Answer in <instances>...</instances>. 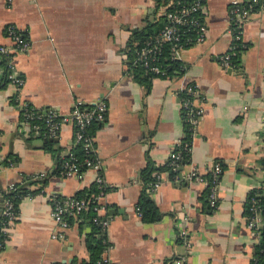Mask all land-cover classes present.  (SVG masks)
<instances>
[{
	"label": "crops",
	"instance_id": "crops-1",
	"mask_svg": "<svg viewBox=\"0 0 264 264\" xmlns=\"http://www.w3.org/2000/svg\"><path fill=\"white\" fill-rule=\"evenodd\" d=\"M167 1L0 0V44H12L8 24L24 31L31 44L14 58L22 85L7 77V58L0 55V233L5 190L14 183L28 191L0 249L1 264L90 260L89 219H76L63 238L53 239L51 197L91 189L97 173L88 170L81 179L58 175L60 161L77 146L73 127H64L48 149L49 138L30 131L23 111L29 104L67 112L75 103L99 99L108 111L105 123L94 127L93 154L109 188L104 203L111 216L106 235L112 264H174L178 258L184 264L252 263L260 235L249 228L245 205L253 189L264 188V0L245 23L247 48L235 69L219 60L232 41L233 0H207V39L182 49L186 72L155 75L147 86L130 65L132 30L155 21ZM188 82L201 89L204 113L190 159L180 167L182 178L172 181L167 164L176 142L186 138L181 92ZM149 162L158 168L154 175L164 172L152 193L163 217L153 223L143 222L137 211L141 172ZM217 162L223 172L218 207L212 208L206 184L186 175L199 168L205 177ZM42 172L47 177L35 179Z\"/></svg>",
	"mask_w": 264,
	"mask_h": 264
},
{
	"label": "built area",
	"instance_id": "built-area-1",
	"mask_svg": "<svg viewBox=\"0 0 264 264\" xmlns=\"http://www.w3.org/2000/svg\"><path fill=\"white\" fill-rule=\"evenodd\" d=\"M207 0H193L185 2L183 0H168L163 9L157 14V17L166 16L168 23L160 29L155 35L146 39L139 48H136V64L143 65L147 70L156 74H163V64L160 63L163 56V43L171 42L173 57H180L184 49L183 34L186 30H194L195 37H188L187 42L193 41L194 45L203 43L207 39L208 25L204 17V9ZM176 5L169 9L170 5ZM179 4V6H178ZM259 6V0H233L229 7V26L228 33L232 37L229 49L219 55V60L225 68L235 69L236 64L232 62V55L239 51L241 45H244L243 33L245 23L251 13L256 11ZM8 37L12 44H0V55L7 58V77L18 85L24 84V78L18 72L14 58L19 52H26L30 48V41L27 35L14 24H8L6 27ZM201 95V89L196 82H188L183 86L181 92V101L185 121L186 138L176 142L171 153L167 167L174 175L172 181H178L180 167L185 162L187 156L190 157L193 147V140L197 137L200 121L202 119L204 108L198 101ZM108 104L105 99L96 100L93 104L85 105L75 103L70 111L60 112L53 107L40 108L34 105L25 104L23 111V123L29 127L30 131L36 136H45L47 138H57L66 126H72L74 130V139L77 144L82 145L85 157L80 160L79 157L70 151L66 153L59 164L58 175L61 177L76 176L82 178L88 170L96 171L95 184L99 191L93 193L89 198H79L76 195L71 197L52 196L51 215L56 225V230L52 234L53 239L63 238L73 227L70 218L80 219L90 211H95L97 215L94 221L101 227V232L107 234L111 216L108 214V206L104 203L107 195L105 188L107 184L101 172L100 163L94 157V134L91 128L94 124L103 125L106 121ZM42 121V124L36 121ZM188 136V138H187ZM223 167L220 163H215L210 171L209 177L200 175L199 168H193L186 175L189 180L199 178L207 188L209 187L208 199L212 208H217L219 203V184ZM163 173H156L155 181L150 185V192L155 193L164 182ZM182 174V173H181ZM183 175V174H182ZM47 177L45 172L39 173L35 179L41 180ZM14 183L10 184L5 193L8 195L16 190ZM3 210L1 213L2 228L0 233V249L9 235L8 231L18 219L17 206L10 196L4 197ZM141 215L139 207H137ZM254 215L249 218V228L258 232L261 224V217L258 210L253 209ZM107 236V235H106ZM113 245L110 243L102 253L97 264H112L109 256ZM1 264V263H0ZM174 264H184L181 258L175 259Z\"/></svg>",
	"mask_w": 264,
	"mask_h": 264
},
{
	"label": "trees",
	"instance_id": "trees-1",
	"mask_svg": "<svg viewBox=\"0 0 264 264\" xmlns=\"http://www.w3.org/2000/svg\"><path fill=\"white\" fill-rule=\"evenodd\" d=\"M185 2H191L193 0H183ZM176 5H170L169 9H173L176 7ZM179 6V4H178ZM168 19L166 16H161L159 18H156V20L149 21L145 26L141 28H133V36L129 43V59H130V65L132 69L135 72V78L143 83L144 85L150 86L152 78L155 75L158 76H180L183 75L187 70V64L185 61L178 57H173V52L171 49V42H164L163 43V56L161 57L160 63L163 64V74H156L150 70H147L143 65L136 64L134 62L136 58V48H139L142 43L151 37L152 35H155L157 32L160 31V29L164 28L166 24L168 23ZM184 39L183 46L184 48H187L189 46L194 45L193 41L187 42L186 40L188 37H195V31L194 30H186V32L183 34ZM135 42V43H134ZM244 45H241L239 48V51L232 55V62L235 63L237 66L240 63V57L242 53L247 48V43L244 41ZM236 66V67H237ZM38 124H42L43 122L36 121ZM99 126V124H94L91 128V133L94 134V127ZM39 137H43L47 139V137L40 135ZM188 138V136H187ZM48 140V139H47ZM55 144L53 142L47 141L45 144V147L48 149H52V147ZM73 152L79 157L80 160L84 159L85 152L82 147V145L77 144V146L73 149ZM190 159L189 156L185 158L186 162H188ZM62 161V160H61ZM60 161V162H61ZM60 164V163H59ZM165 169V168H164ZM163 169V170H164ZM167 169H169L167 167ZM158 170V168H155L152 162H149L148 166L142 170L141 172V178L143 179V193L139 200L138 206L141 212V218L143 222L145 223H153L160 221L163 217V213L159 210L158 206L156 205L155 201L152 198V193L150 192V185L153 181H155L154 172ZM59 171V167L57 169V172ZM171 175H174V173L170 170ZM210 174H208L206 177H209ZM16 190L12 191L8 195L4 193L7 197L10 196L12 199H14L17 211L19 202L21 201V198L28 193L27 189L21 186H16ZM106 192L109 191V188H105ZM99 191L96 184L89 189V190H83L79 192L76 196L79 198L86 197L89 198L93 193H97ZM209 193V187L206 189V194L208 196ZM258 210L259 215L261 217V224L258 228V233L260 235V241L258 245L255 248V253L252 259L251 264H264V188L259 189H253L247 198L246 205H245V214L247 218H251L254 215L253 209ZM97 213L95 211H90L87 214H85L83 217L85 219H89L88 223L91 227V233L87 235V248L90 253V260L88 262H84L83 264H97V261L100 259L102 253L104 252L105 248L110 244V242L107 239L106 233L101 232V227L94 221L95 216ZM70 222L74 223V219L70 218Z\"/></svg>",
	"mask_w": 264,
	"mask_h": 264
},
{
	"label": "water",
	"instance_id": "water-1",
	"mask_svg": "<svg viewBox=\"0 0 264 264\" xmlns=\"http://www.w3.org/2000/svg\"><path fill=\"white\" fill-rule=\"evenodd\" d=\"M49 141L50 142H58L59 141V138H49ZM117 213V210H113L110 214L113 215V214H116Z\"/></svg>",
	"mask_w": 264,
	"mask_h": 264
}]
</instances>
